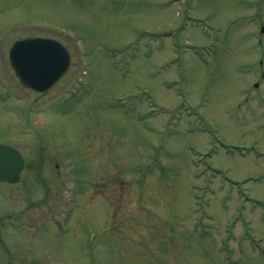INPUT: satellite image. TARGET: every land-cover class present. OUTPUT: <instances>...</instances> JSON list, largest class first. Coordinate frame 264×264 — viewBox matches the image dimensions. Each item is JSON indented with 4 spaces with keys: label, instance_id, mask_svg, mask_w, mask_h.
Wrapping results in <instances>:
<instances>
[{
    "label": "rangeland",
    "instance_id": "rangeland-1",
    "mask_svg": "<svg viewBox=\"0 0 264 264\" xmlns=\"http://www.w3.org/2000/svg\"><path fill=\"white\" fill-rule=\"evenodd\" d=\"M261 27L264 0H0V142L49 184L29 225L0 184V264H264ZM33 36L70 53L44 93L7 60Z\"/></svg>",
    "mask_w": 264,
    "mask_h": 264
},
{
    "label": "water",
    "instance_id": "water-1",
    "mask_svg": "<svg viewBox=\"0 0 264 264\" xmlns=\"http://www.w3.org/2000/svg\"><path fill=\"white\" fill-rule=\"evenodd\" d=\"M69 60L66 47L48 37L19 39L9 49V61L20 82L39 91L47 89L66 71ZM21 165L20 154L0 144V176L17 173Z\"/></svg>",
    "mask_w": 264,
    "mask_h": 264
},
{
    "label": "flooded vegetation",
    "instance_id": "flooded-vegetation-1",
    "mask_svg": "<svg viewBox=\"0 0 264 264\" xmlns=\"http://www.w3.org/2000/svg\"><path fill=\"white\" fill-rule=\"evenodd\" d=\"M20 151L23 155L25 165H24L23 169L21 170V172L19 173L18 179L10 180V181H2V182H5L4 184H6V189L10 190V191L13 190L12 186L19 184L20 187H16L19 191H17L16 189L15 190L17 193H20V195L24 198V199L22 198L23 201L28 202V201H31L30 197H29V190L32 187L31 183H29L31 180L30 176H33V180L36 183V185L44 186V189L46 192L49 190V184L46 182V179L42 178L43 176L39 175L40 173H38V172L37 173H29L30 175L25 173V171H24V168L26 166L25 153L23 150H20ZM38 159L40 160V165L43 166L44 165V159L41 157ZM55 166L57 167L58 164L56 163ZM57 175H58V172H57ZM12 193H11V195H12ZM20 213H24V209L21 208Z\"/></svg>",
    "mask_w": 264,
    "mask_h": 264
}]
</instances>
